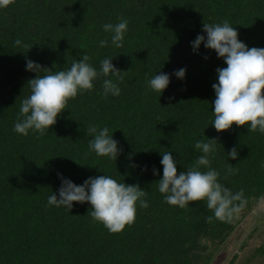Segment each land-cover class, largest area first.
I'll use <instances>...</instances> for the list:
<instances>
[{
	"label": "trees",
	"instance_id": "trees-1",
	"mask_svg": "<svg viewBox=\"0 0 264 264\" xmlns=\"http://www.w3.org/2000/svg\"><path fill=\"white\" fill-rule=\"evenodd\" d=\"M121 17L129 25L117 48L103 25ZM224 20L248 48H264V0H14L0 8V264H218L215 253L232 238L237 245L233 234L246 214L255 224L226 264H249L264 254V241L255 246L264 227V208L255 209L264 196V134L247 125L215 129L212 86L217 69L227 65L203 43L198 52L192 47L198 35L207 37L204 23ZM17 39L28 47L17 46ZM105 39L108 46L101 47ZM84 54L98 72L103 59L113 58L123 80L98 77L43 136L16 133L28 81L38 75L26 70L27 60L58 72ZM179 69H186L183 79L174 75ZM160 72L170 76L163 93L147 83ZM104 79L117 83L121 94L105 96ZM89 126L109 129L123 149L117 160L89 148ZM209 139L218 141L209 158L219 182L234 194L243 189L248 199L232 223L210 224L206 201L180 208L158 189L162 153L171 152L179 174L202 155L195 143ZM233 148L237 159L227 155ZM58 173L78 186L101 175L138 184L149 206L137 203L135 222L111 233L88 215L90 202H73L71 210L48 205L53 192L59 196Z\"/></svg>",
	"mask_w": 264,
	"mask_h": 264
},
{
	"label": "clouds",
	"instance_id": "clouds-1",
	"mask_svg": "<svg viewBox=\"0 0 264 264\" xmlns=\"http://www.w3.org/2000/svg\"><path fill=\"white\" fill-rule=\"evenodd\" d=\"M14 0H0V8H7ZM129 21L123 17L116 24H105V32L112 33L111 42L117 47H123L125 33L128 31ZM203 31L207 37L198 35L192 42L194 52H198L203 43L208 49L215 50L220 58H223L227 67L218 68V83L213 84L216 93L214 100L213 124L218 132L227 131L235 124L237 126H248L250 132L257 130L264 134V48H248L238 39L237 30L230 25L228 20L222 24L204 23ZM17 46L22 41H15ZM27 48L26 44L22 45ZM101 47H107V39L100 41ZM207 59V57H205ZM87 54L82 59L73 62L67 70L53 72L43 66L27 60L26 70L38 73L37 77L28 81L31 89L30 95L21 102L17 122L14 131L27 136L29 131L38 132L41 136L46 130L51 129L57 123L58 116L65 111L70 100L77 97L79 93L90 91L94 87V80L98 77L115 76L123 80V75L113 63V58H106L100 62L98 72L89 63ZM47 74L41 76L39 73ZM127 72V71H126ZM183 79L186 69H179L174 73ZM150 89L163 93L169 86L170 76L163 72L156 74L148 80ZM104 94L107 96H119L121 89L112 79L103 80ZM170 100L174 97H170ZM89 135L94 138L89 143V148L98 156H107L117 160L123 152L118 148V141L109 134V129H99L89 126ZM216 139L208 142L197 141L195 149L200 155L185 172L178 174L177 162L171 152L162 153L161 164L163 165V178L158 182L159 192L165 194L166 203L186 208L189 202L206 201L207 208L213 215L207 217L208 223L214 219L221 222L232 223L248 204L243 189L233 193L228 187L219 182L220 173L211 167L210 156L215 151ZM232 159L238 158V151L233 148L228 154ZM136 167V165H133ZM201 167L207 171H201ZM234 169L228 166V173ZM154 174L159 172L154 169ZM62 186L59 196L53 192L48 197V205L56 207H67L72 209L73 202H90L91 212L88 213L94 222L102 223L109 232L119 233L126 226H131L137 216V203L140 208H148L147 192L137 185L119 183L115 179L101 175L88 178L82 186H78L70 179L59 174ZM227 177H225L226 179ZM264 204V196L260 197Z\"/></svg>",
	"mask_w": 264,
	"mask_h": 264
},
{
	"label": "rangeland",
	"instance_id": "rangeland-1",
	"mask_svg": "<svg viewBox=\"0 0 264 264\" xmlns=\"http://www.w3.org/2000/svg\"><path fill=\"white\" fill-rule=\"evenodd\" d=\"M262 208H264V204H262L261 202L256 204V208H255L256 211L261 210ZM253 213H255V212H253ZM254 222L255 221H253L250 214H246L245 216L242 217V219H239L238 227H237L235 233L233 234V237L235 236L236 240L238 241V242H235V243H237V245L236 246L232 245V243H231V241L233 239L232 238L229 246L228 245L221 246L217 250V252L215 253V263L226 264L229 261L233 252L236 250L238 243H240L243 240V238H245L246 234L250 232L252 226L255 224ZM257 235H259V238H258L259 240L255 241L256 242L255 246H258L262 241H264V227L262 228L261 234H260V231H258L255 236H257ZM260 236L262 239L260 238ZM249 250H251V249H249ZM245 256H246V253H245L244 257ZM249 264H264V254L257 256Z\"/></svg>",
	"mask_w": 264,
	"mask_h": 264
}]
</instances>
